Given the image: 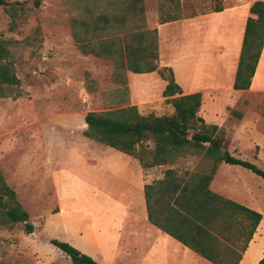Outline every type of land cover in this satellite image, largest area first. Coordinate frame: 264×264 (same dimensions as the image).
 <instances>
[{"label":"rangeland","instance_id":"1","mask_svg":"<svg viewBox=\"0 0 264 264\" xmlns=\"http://www.w3.org/2000/svg\"><path fill=\"white\" fill-rule=\"evenodd\" d=\"M2 1L8 5L0 4V35L15 41L16 68L24 95L0 97V166L35 230L27 233L23 223L0 225V264H73L52 239L83 251L79 245L88 249L95 246L94 234L99 233L101 242L114 238L104 214L112 203L108 200L101 205L94 181L109 183L113 193L119 194L124 186L119 176L121 152L84 135L85 115L105 110L104 94L116 87L110 79L113 67L80 52L71 34L72 14L63 0ZM144 1L147 24L149 20L153 25L162 17L190 15L197 8L204 11L222 4L220 0L196 4L183 0L182 7L181 0L179 5L176 0ZM19 2L24 6H17ZM12 5L24 9L18 13L26 11L17 18L19 25L13 30L8 11ZM155 75L128 72L130 104L138 105L143 114H171L174 107L163 98ZM205 115L209 118L207 112ZM221 121L230 152L264 169V94H243L235 109L228 107ZM237 131L241 134L235 135ZM91 152L102 167L112 164L110 173L98 171L93 177ZM183 163L193 165L197 160ZM219 175L229 187L230 198L264 214L263 178L224 162ZM114 212L118 211L110 213ZM262 246L264 220L244 264H259Z\"/></svg>","mask_w":264,"mask_h":264},{"label":"trees","instance_id":"2","mask_svg":"<svg viewBox=\"0 0 264 264\" xmlns=\"http://www.w3.org/2000/svg\"><path fill=\"white\" fill-rule=\"evenodd\" d=\"M72 14V37L83 55H93L111 63V82L116 87L104 94L107 108L85 115L84 135L121 152L137 157L144 168L176 165L196 159L199 170L176 176L168 169L160 189L170 187L181 193L176 205L184 210L177 220L183 228L200 233V242L183 239L184 243L215 264H240L256 232L263 214L210 190V183L222 162L240 165L264 179V169L254 162L232 155L226 146L225 131L218 124L207 122L200 115L202 93L183 94L171 68L159 69V37L157 29H149L144 0H63ZM178 5L180 3L179 0ZM19 7L24 3H17ZM38 5V4H37ZM16 5L11 13L10 29L19 25L18 17L26 13ZM256 17L246 24L243 46L233 87L246 90L264 47V1L251 6ZM181 14L162 17L161 23L180 18ZM15 41L0 35V97L24 95L22 81L17 74ZM148 74L158 72L167 80L163 96L174 107L171 114H143L137 105L130 104L128 72ZM170 183V184H169ZM158 184V183H157ZM146 186L149 218L172 236L173 230L163 227L154 218L150 190ZM162 190V189H161ZM200 195V196H199ZM200 210L198 211V209ZM23 223L27 233L35 230L28 211L8 184L0 166V225L13 227ZM51 243L70 256L73 264H103L81 252L68 242L52 239ZM264 264V257L260 260Z\"/></svg>","mask_w":264,"mask_h":264},{"label":"crops","instance_id":"3","mask_svg":"<svg viewBox=\"0 0 264 264\" xmlns=\"http://www.w3.org/2000/svg\"><path fill=\"white\" fill-rule=\"evenodd\" d=\"M220 1L222 4L215 8L204 11L197 8L196 13L182 14L180 18L164 23L158 21L153 25L148 20V28L158 31V68L173 70L175 80L181 86L183 94L201 92L200 115L207 122L222 127L223 114L225 112L227 114L228 107L235 109V106L240 103V96L247 92L264 94V47L252 78L251 87L246 90L235 89L233 84L241 56L246 24L250 17H256L251 12V6L257 0ZM199 2L200 0H193L194 4ZM181 5L184 7L183 0H181ZM164 28L166 29L163 34ZM129 73L134 74L130 71ZM148 74L155 75L154 72ZM155 76L158 78L163 96L167 80ZM163 98L168 99L165 96ZM239 134H241L240 131L235 133V135ZM99 150L103 152L102 147ZM93 154L91 152L93 167H95L93 177L98 171L110 173L109 169L112 168V164L109 163L102 167L101 161L93 157ZM120 154L122 157L119 176L124 186L119 194L113 193V187L109 183L99 184L96 180L94 181L96 189L100 191L98 196H100L101 205L105 206L108 200L112 203L111 207L104 209V214L109 219L107 224L109 229L113 230L114 238L112 241L101 242L98 239L99 233L94 234L95 237L91 234L89 236L92 237L95 246L92 249L80 245L78 247L103 264H215L183 242V239L200 242V233L183 228L177 220L179 213H184V210L176 205L181 189L176 192L171 191L170 187L165 189L163 186L162 190L160 189V181L164 180L168 169H175L176 176L188 178L187 172L200 171V166L197 163L186 165L182 162L176 165L144 168L137 157L124 152ZM222 163L209 188L219 195L232 199L227 193L230 191L226 186L227 183L219 179ZM113 177L118 176L113 175ZM155 184H157L156 189L150 190L152 214L163 227L173 230L178 238L161 229L149 218L146 186ZM112 210H117V214L115 212L111 214ZM263 220L264 217L243 253L240 264L245 263L246 256L252 250ZM107 241L112 243V246L109 247V244L106 246ZM263 257L264 246L257 258L259 264Z\"/></svg>","mask_w":264,"mask_h":264},{"label":"water","instance_id":"4","mask_svg":"<svg viewBox=\"0 0 264 264\" xmlns=\"http://www.w3.org/2000/svg\"><path fill=\"white\" fill-rule=\"evenodd\" d=\"M0 4H4L5 6H7V5H8V3H7V2H5V1H2V0H0ZM221 149H222V151H223V152H226V150H227V148H226V147H224V146H223Z\"/></svg>","mask_w":264,"mask_h":264}]
</instances>
